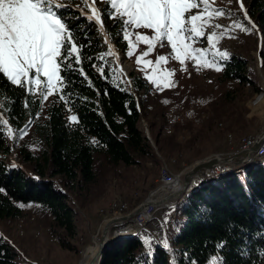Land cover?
Returning <instances> with one entry per match:
<instances>
[{"label": "trees", "instance_id": "trees-1", "mask_svg": "<svg viewBox=\"0 0 264 264\" xmlns=\"http://www.w3.org/2000/svg\"><path fill=\"white\" fill-rule=\"evenodd\" d=\"M246 1L248 14L262 35L264 66V0ZM67 6L61 11L75 17L72 26H84L77 39L86 45L81 57L88 77L86 80L78 72L62 73L71 80L64 87L67 104L57 93L44 120H40L42 98L28 94L23 88L9 86L0 74V89L4 90L0 92V117L8 120L17 134V142L21 139L19 132L31 125H35L33 136L36 139L35 149L16 146L28 170L7 166L5 161L13 154L15 146L9 142L7 129L0 123V132L6 137L0 139V187L5 189L0 192V219L19 218L23 214L22 206L37 204L52 217L58 229L74 237V209L53 179L60 178L65 189L85 190L97 181L96 168L100 159L110 166L131 167L139 165L140 159L150 157L152 152L140 129L147 106L144 96L149 92L148 81L134 75L133 88L123 80H117V87L112 82V76L116 75L111 71L114 64L108 62L107 57L104 76L108 79H103L90 65L98 67L105 63L98 57L107 51L106 40L98 26L89 24L80 15L81 11L70 4ZM99 9L113 41L119 48L127 49L121 37L122 21L109 18L105 13V9L111 11L108 5ZM229 57L219 61L224 65L222 78L252 83L247 77L246 60L240 55ZM71 115H76L79 123L71 122ZM252 166L229 176L230 172L224 173L202 184L174 206L175 224L180 226L173 238L176 264H188L189 260L209 264L210 258L217 254L218 241L227 242L220 250L224 264L264 262L261 251L264 239L257 236L264 232V163ZM223 176L228 177L221 178ZM242 181H246V187ZM201 209H207V214H202ZM228 225H233L231 231ZM59 239L63 247H71L64 238ZM153 248L149 257L145 255V245L140 238L121 240L108 248L100 264H170L172 255L167 249L157 245ZM241 250H246L247 255H242ZM18 257L16 248L0 235V264H17Z\"/></svg>", "mask_w": 264, "mask_h": 264}, {"label": "rangeland", "instance_id": "rangeland-1", "mask_svg": "<svg viewBox=\"0 0 264 264\" xmlns=\"http://www.w3.org/2000/svg\"><path fill=\"white\" fill-rule=\"evenodd\" d=\"M75 1L70 3L68 0H59L64 5L70 4L75 10L90 14L82 0ZM240 2L248 11L246 0H209L212 8L223 9L225 15L214 16L208 20L210 26L206 25L204 37L200 38V42L194 44V47L207 48L209 59L214 58L213 53L216 51H226L229 56L240 55L247 62V77L252 83L224 80L222 70L197 68L190 59L181 65L175 59L167 41L149 49L147 44L137 42L133 35L130 39L136 47L129 49L127 41L123 40L127 49H121L104 25L116 55L128 62L124 63L122 58V65L133 66L128 76H119L121 69L118 67L117 80L125 81L130 88L133 86L134 75L148 81L149 92L144 96L147 106L140 121V129L150 145L152 154L150 157L141 158L139 165L131 167L110 166L100 159L96 168L97 181L85 190L65 189L60 178L53 179L67 195L68 203L74 209V237H69L58 229L52 217L37 204L22 206L23 214L19 218L0 219V235L19 253L17 264H87L98 247L108 220L132 212L149 195L150 199L157 201L165 198L180 189L181 179L197 163L218 155L227 157L236 154L242 151L241 145L251 138L256 139L264 131V66L261 54L263 39L258 28L249 34L232 27L235 22L251 27L239 7ZM105 5L110 7L108 0H96L97 8ZM201 9L202 5L200 9L190 10L185 14L186 18L200 13ZM116 19L120 18L117 16ZM216 25L220 27L217 28ZM135 31L141 35H154L151 30ZM213 32L219 38L217 49H212L207 40ZM144 53L149 54L144 56ZM160 56L166 57L164 63L160 62ZM107 59L117 67L114 57L108 56ZM167 72L174 73L168 77L172 81L169 87H164L162 83L161 87L157 88L147 78L154 73L162 76ZM42 88L43 85L36 91L37 97L42 98L39 95ZM55 95H50L43 103L40 120H44L47 108ZM34 129L35 125H31L19 142L17 138L8 137L15 148L13 154L5 161L7 166L15 164L22 170H28V165L22 161L16 146L35 149ZM13 134L17 137L14 131ZM263 163L264 147L251 167ZM251 167L243 166L239 170ZM239 170L231 171L228 176ZM216 173L213 175L211 171L206 172L196 178L191 187H196L198 182L210 177L217 179L226 172ZM175 177L177 178L174 183L169 184ZM115 205L118 208H114ZM175 207L172 205L168 209L160 210L155 219H147L146 227L140 233V226L133 220L119 224L118 228H112L111 233L119 230L116 235L119 237L138 233L136 236L142 240L147 230L156 240L154 245L163 247V241L166 239L169 243L167 250L172 255L175 251L173 238L176 231L172 227L177 216ZM59 237L64 238L71 247H63Z\"/></svg>", "mask_w": 264, "mask_h": 264}, {"label": "snow or ice", "instance_id": "snow-or-ice-1", "mask_svg": "<svg viewBox=\"0 0 264 264\" xmlns=\"http://www.w3.org/2000/svg\"><path fill=\"white\" fill-rule=\"evenodd\" d=\"M82 2L89 9L90 14L81 11L80 15L89 24H95L100 32L107 35L101 10L96 7V0H82ZM108 2L111 11L105 9V13L110 19H116L118 16L122 21L120 26L122 39L127 41L129 49L136 47V44L130 39L134 35L137 42L147 44L149 49L167 41L175 59L181 65L190 59L197 68L207 67L221 71L224 65L219 61L230 58L228 52L216 51L213 53L214 58L209 59L207 48L194 47V44L199 43L200 38L204 37L206 25L210 26L208 20L214 16L225 15L223 9L212 8L209 0H108ZM201 5L200 13L186 18V13L193 9H200ZM66 7L68 6L60 3L59 0H0V74L9 86L23 88L31 95H35L43 85L39 93L43 98L41 106L50 95L57 93L61 101L67 104L64 87L70 84L71 80L62 73L78 72L86 80L88 79L83 70L81 57V51L86 45L83 40L77 39L80 32L84 30V26H72L75 17L61 11ZM239 7L251 27H245L240 22H235L232 27L251 34L256 30L257 25L249 17L242 2ZM216 27L219 28L220 25H216ZM137 29L151 30L154 35H141L135 31ZM85 39H87V33H85ZM218 39L215 32L207 37L212 49H217ZM89 43L91 42L89 41ZM105 43L109 45L107 51L101 52L98 57L105 63L98 67L95 64L90 66L95 67L103 79H108L104 76V68L107 66L106 57L112 56L117 61V67L111 69L113 73L118 70L119 58L111 46V41L106 40ZM148 54L144 53L143 55L147 56ZM159 60L164 63L166 57L160 56ZM146 63L150 64L151 62ZM123 75L122 69L119 70V76ZM172 75H174L172 72L164 73L162 76H157L154 73L147 78L157 88H160L162 83L164 87H169L172 81L168 77ZM112 82L119 87L116 75L112 76ZM89 83L91 82L89 81ZM3 91L0 89V92ZM67 95H71V93ZM25 107H27V103H25ZM69 119L73 123H79V118L76 115H71ZM0 123L7 129V137L17 138L7 119L0 117ZM25 134L26 129L19 132V137L22 138ZM5 138L4 133L0 132V139ZM12 167L15 168L16 165L13 164ZM242 184L246 187V181H242ZM4 191L5 189L0 187V192ZM201 212L206 215L207 209H201ZM164 223L167 224V221ZM172 227L178 231L180 226L173 224ZM232 227L233 225H228V230L231 231ZM257 236L264 239V232L257 233ZM142 243L146 247L145 255L151 257L154 251L153 245L156 243L153 234H148L145 230ZM226 243V241L217 242V254L210 258L209 264H224L220 250L225 247ZM163 247L169 249L166 239L163 241ZM261 251L264 254V250ZM241 254L247 255V251L241 250ZM185 255L187 254L185 253ZM170 264H176L174 253ZM188 264H196V262L189 260Z\"/></svg>", "mask_w": 264, "mask_h": 264}, {"label": "water", "instance_id": "water-1", "mask_svg": "<svg viewBox=\"0 0 264 264\" xmlns=\"http://www.w3.org/2000/svg\"><path fill=\"white\" fill-rule=\"evenodd\" d=\"M103 36L110 41L109 35H105L103 33ZM129 81V79H128ZM133 88V86H132ZM264 142V132L261 133L256 138V143L254 147L249 152H242L238 153L233 156L224 157V156H214L212 158H209L207 160H204L200 163H197L192 169H190L181 179V177H178L182 180V186L179 190L172 192L171 194L167 195L165 198L161 200H152L150 199V195L143 201L142 204H140L135 210L128 213L127 215H124L122 217H116L108 220L103 228L101 238L99 241V249L97 253L94 255V257L91 259L89 264H100L102 258L104 257L106 251L110 246H112L114 243L121 241V240H127V239H134L137 238L136 235L132 236H125V237H119L114 239H109L107 237L110 228L118 223L126 222L133 220L136 216H138L140 213L143 212V210L149 206V205H155L157 207H160L167 203H174L178 204L184 200L185 197H187L189 194H191L193 191H195L198 187L201 185H198L195 188H191V183L194 180V177L199 174L200 172H203L205 170H210L214 168L215 166H233L238 165L241 162H245L247 159H249V155L256 152L260 146ZM242 171H245V169H240L237 173H240Z\"/></svg>", "mask_w": 264, "mask_h": 264}, {"label": "bare ground", "instance_id": "bare-ground-1", "mask_svg": "<svg viewBox=\"0 0 264 264\" xmlns=\"http://www.w3.org/2000/svg\"><path fill=\"white\" fill-rule=\"evenodd\" d=\"M118 56V58H119V68L120 69H122V71H123V73L126 75V76H128L129 75V73L132 71V69H133V66L130 64H123L122 65V61L124 62V63H128V62H125V60H124V58H123V60H122V58H121V56H119V55H117ZM122 60V61H121ZM115 61H116V59H115ZM116 63H117V61H116ZM264 132V131H263ZM262 132V133H263ZM255 139V138H254ZM254 147V146H253ZM252 147V148H253ZM263 147H264V144L262 145V147H260L259 149H258V152H257V154H256V152H254V153H252L251 155H249V159H247L245 162H241L240 164H238V165H233V166H219V165H217V166H215L214 168H212L213 169V171L215 172V173H213V175L214 174H217L216 173V171L217 172H219V171H223V172H226V173H229V172H231V171H234V170H239V168L240 167H243V166H247V167H250L251 166V164L260 156V154L262 153V149H263ZM252 148H250L249 150H247V151H239L238 153H242V152H249ZM240 150H241V148H240ZM238 153H236V154H238ZM236 154H233V155H236ZM255 154H256V156H255ZM233 155H231V156H233ZM254 155V156H253ZM227 157H229V156H227ZM219 168V169H218ZM226 168H230V169H226ZM212 169H210V170H212ZM214 169H217V170H214ZM224 169V170H223ZM209 170H205V171H203V172H200L199 174H197L195 177H194V180L196 179V178H198V177H201L203 174H205L206 172H208ZM212 171V172H213ZM223 175V174H222ZM212 176V175H211ZM223 177H225V176H223ZM222 177V178H223ZM211 178V177H210ZM207 178L205 181H202V182H198V185H202V184H205V183H208V182H210L211 180H215L214 178ZM193 180V181H194ZM192 181V182H193ZM172 183H174V182H172ZM171 183V184H172ZM191 185H192V183H191ZM197 185V186H198ZM182 186V185H181ZM196 186V187H197ZM181 188V187H180ZM192 188V187H191ZM195 188V187H194ZM171 194V193H170ZM150 197H151V195H150ZM176 205V204H175ZM175 205H173V206H175ZM114 208H118L117 207V205H115L114 206ZM123 209V208H122ZM115 210V209H114ZM122 217V216H121ZM130 221H132V220H130ZM126 222H129V221H126ZM126 222H122V223H118V224H115V225H113L111 228H110V231H109V233H108V235H107V237L109 238V239H114V238H119V236H116L117 235V233L119 232V230H116V232H114V233H111V230H112V228H118V226H119V224H123V223H126ZM138 233H140V231L138 232ZM138 233L137 234H134V235H138ZM125 236H132V235H130V234H126V235H123L122 237H125ZM99 241H100V239H99ZM98 249H99V244H98V247L96 248V250H95V252L92 254V256H91V258L88 260V262H87V264H89L90 263V261H91V259L94 257V255L97 253V251H98Z\"/></svg>", "mask_w": 264, "mask_h": 264}, {"label": "built area", "instance_id": "built-area-1", "mask_svg": "<svg viewBox=\"0 0 264 264\" xmlns=\"http://www.w3.org/2000/svg\"><path fill=\"white\" fill-rule=\"evenodd\" d=\"M256 143V139L254 138H251L247 141V143H244V145H241L240 148L241 150L243 151H247L249 150L250 148H252ZM264 144V142H263ZM262 144V145H263ZM262 145L260 147H262ZM258 150L256 151V154H257ZM255 154V156H256ZM226 169H230V168H226ZM224 170V169H223ZM209 171H213L212 170H209ZM214 173V171H213ZM215 175V174H214ZM177 177H175L174 179H171L169 181V184H171L172 182L175 181ZM172 205H175V204H172V203H167V204H164L160 207H157L155 205H149L147 206L142 213H140L138 216H136L133 221L136 222V224H138V226H140V232L143 231V229L146 227V221L147 219H155L157 213L160 211V210H163V209H168L170 208Z\"/></svg>", "mask_w": 264, "mask_h": 264}]
</instances>
